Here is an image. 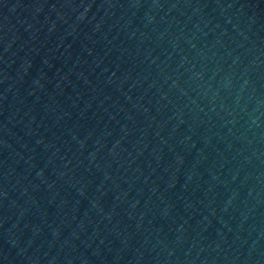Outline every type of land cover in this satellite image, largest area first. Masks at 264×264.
<instances>
[{
  "label": "water",
  "instance_id": "water-1",
  "mask_svg": "<svg viewBox=\"0 0 264 264\" xmlns=\"http://www.w3.org/2000/svg\"><path fill=\"white\" fill-rule=\"evenodd\" d=\"M0 264H264V0H0Z\"/></svg>",
  "mask_w": 264,
  "mask_h": 264
}]
</instances>
